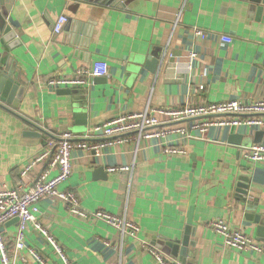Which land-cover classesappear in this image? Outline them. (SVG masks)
I'll list each match as a JSON object with an SVG mask.
<instances>
[{"label":"crops","instance_id":"0c3cea01","mask_svg":"<svg viewBox=\"0 0 264 264\" xmlns=\"http://www.w3.org/2000/svg\"><path fill=\"white\" fill-rule=\"evenodd\" d=\"M60 16L68 22L56 35ZM7 27L18 41L10 50ZM196 29L212 38L201 41ZM220 35L233 42L222 43ZM149 58L158 61L154 72ZM94 62L107 63V77L74 88L48 86ZM6 65L24 82L18 106L5 104L14 114L0 110V184L25 192L49 171V160L25 179L22 166L51 151L62 132L82 136L128 113L264 99V15L258 18L244 0H0V67ZM27 121L52 137L26 136ZM182 124L189 132V122ZM258 132L245 125L213 126L204 134L191 132V138L172 134L104 147L98 154L74 151L62 190L75 194L88 213L127 217L140 228L136 238L122 239L106 222L81 220L48 198L39 202L38 221L71 264H159L149 248L171 264H264V252H237L211 227L223 221L258 241L257 225L248 217L264 219V163L241 153L256 145ZM166 149L181 152L169 155ZM122 167L130 172L109 171ZM239 185L247 195L237 192ZM17 230L16 220L1 228L10 247ZM185 238L187 246L181 244L179 256L172 257L166 244ZM26 246L46 264H63L32 226ZM12 264L40 263L23 251L12 255Z\"/></svg>","mask_w":264,"mask_h":264},{"label":"built area","instance_id":"2783aa9c","mask_svg":"<svg viewBox=\"0 0 264 264\" xmlns=\"http://www.w3.org/2000/svg\"><path fill=\"white\" fill-rule=\"evenodd\" d=\"M67 22L68 19L65 16H60L55 24L54 33L61 34ZM195 34L201 41L212 38L210 33L197 29ZM219 39L224 44L233 42L230 36L220 35ZM195 57V54L192 55V58ZM108 72L107 63L94 62L90 67L78 70L72 77L51 79L48 86L53 89L85 86L89 79L107 77ZM185 122H189V132L183 127L182 123ZM242 125L264 131V99L253 103L236 100L201 106L186 105L178 109H155L145 113H128L95 126L82 136L62 132L54 150L46 149L22 166L20 176L25 179L38 164L49 160V171L41 174L31 188L22 192L18 188L0 184V258L2 263L12 264V255L18 258L23 251H26L38 263L46 264L40 254L26 246V233L32 226L54 249L63 264H71L66 252L55 237L38 221L40 213L38 205L45 198L62 202L72 215L81 220L106 222L120 233L122 239L136 238L139 234L138 225L129 221L127 217L100 211L88 213L81 208L75 194L62 190L63 185L72 175V154L74 151L84 150L88 153L98 154L102 148L116 144L139 142L142 139L166 138L172 134H188V138H191L193 131L204 134L213 126L239 127ZM164 152L173 155L181 151L166 149ZM241 153L244 159L249 162L264 163V143L241 148ZM109 171L130 172V168H112ZM53 172L56 174L50 177ZM14 219H18V230L15 243L13 247H10L1 228ZM211 227L223 236L227 247L237 252H264V247L258 241L248 237L240 230H232L223 221H215ZM149 252L159 264H171L155 248H149ZM21 259L25 261V258Z\"/></svg>","mask_w":264,"mask_h":264},{"label":"water","instance_id":"95a60500","mask_svg":"<svg viewBox=\"0 0 264 264\" xmlns=\"http://www.w3.org/2000/svg\"><path fill=\"white\" fill-rule=\"evenodd\" d=\"M251 4L252 10L256 11L257 17L262 18L264 15V0H244ZM4 43L8 44L7 50L14 49L18 41L16 40V34L12 31L10 27H7L4 31ZM151 58L148 59L147 66L151 65L152 68L148 67V69L152 72H154V69L156 65L158 66V61L156 59H153V62H151ZM6 69L3 67H0V110L7 111L11 114H14V112L6 107L7 105H11V107L16 108L19 104V92L21 88V82H24L18 75L17 72H15L14 68H11L10 65H6ZM157 68V67H156ZM156 71V70H155ZM27 123V135L28 137H34L41 139L43 135L51 136L48 133H46L42 128L38 127L35 124H31L30 122ZM32 128H30V127ZM34 129V130H33ZM52 137V136H51ZM256 144H260L262 140L264 139V132H258L256 135ZM59 140V139H57ZM241 145V143H237ZM239 194L247 195V189L243 185H239V189L237 190ZM245 200H243L242 203H244ZM250 211H254L253 208H247ZM249 220H252L257 225V240L261 242L264 246V219H262L260 216H254L248 217ZM18 222V219H14ZM187 238L184 239V241H173L170 243H167L166 246L170 249L172 252V257L177 258L179 256V250L181 244L185 247L187 246Z\"/></svg>","mask_w":264,"mask_h":264}]
</instances>
